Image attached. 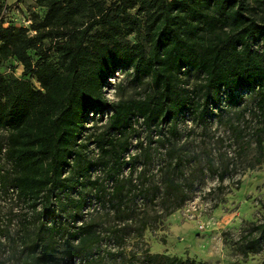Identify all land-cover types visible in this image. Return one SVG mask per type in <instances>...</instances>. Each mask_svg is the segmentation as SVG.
I'll use <instances>...</instances> for the list:
<instances>
[{"label":"trees","instance_id":"1","mask_svg":"<svg viewBox=\"0 0 264 264\" xmlns=\"http://www.w3.org/2000/svg\"><path fill=\"white\" fill-rule=\"evenodd\" d=\"M33 2L29 24H6L9 8L0 0V129L5 131L0 158L7 165L0 166V181L35 218L52 221L27 228L28 264H65L76 257L102 264L89 258L103 237L93 222L81 220L91 198L86 189H95L105 208L127 220L137 194L152 201L163 188L162 199L175 200L168 215L188 196L174 170L181 168L184 155H176L179 147L166 133H177L180 116L194 112L201 119L213 117L223 98L238 103V91L258 87L264 128V0ZM11 58L23 64L21 75L3 71ZM121 72L147 80L144 96L112 100L106 95L109 81ZM104 112H110L105 129L94 139L84 136L88 117L99 113L102 120ZM140 119L157 135L155 148L164 147L159 153L167 157L165 182L154 189L134 182L133 170L127 177L120 175L127 164L135 168L139 154L131 159L125 155ZM91 141L100 149L97 159L88 155ZM258 145L264 148L261 135ZM143 154L150 160L151 147ZM99 165L112 181L109 189L98 179L89 181L91 169ZM73 188L75 197L70 196ZM70 216L73 221L81 217V224L66 231L62 220ZM148 222H140L138 236ZM124 229L112 227L108 237L121 240ZM60 230L68 235L61 258L53 244ZM237 242L244 257L263 251L264 218L253 222ZM148 255L160 264H186L165 253Z\"/></svg>","mask_w":264,"mask_h":264},{"label":"rangeland","instance_id":"2","mask_svg":"<svg viewBox=\"0 0 264 264\" xmlns=\"http://www.w3.org/2000/svg\"><path fill=\"white\" fill-rule=\"evenodd\" d=\"M21 2H6L9 8L4 15L6 24L30 23V7L34 2ZM23 68V64L14 58L5 61L2 66L3 71L16 75H21ZM194 81L195 78H191V84ZM148 89L145 78L141 81L130 73L121 72L111 78L105 93L115 100L142 97ZM239 92L238 103L223 98L213 117L201 119L191 112L179 117L175 135L165 128L167 135L179 147L176 155H184L181 168L174 169L182 180L184 193L188 195L179 209L164 215L175 200L162 199L164 189L161 188L157 191L159 197L152 201L151 196L147 199L137 194L130 204L135 208L131 218L121 220L108 205L105 208L100 203L94 195L95 189H86L85 193L91 198L87 199L90 202L83 210L81 220L93 222L103 237L89 258L102 264H160L148 254L165 253L180 257L186 264H262L264 250L244 257L237 242L253 222L264 218V148L258 145L260 135L264 143L263 122L258 111L261 91L256 87L248 92ZM109 113L104 112L102 120L98 118L99 113L90 115L84 136L94 139L103 131ZM1 134H5L2 129ZM129 138L126 159L139 156L135 159V168L127 164L120 175L127 177L133 170L134 182L139 185L146 183L153 189L156 184L165 182L167 157L159 153L164 147L155 148L158 145L157 135H152L140 119L134 123ZM148 147L152 150L150 160H146L143 154ZM86 149L90 158L99 157L100 149L94 141ZM0 166L7 167L4 156L0 158ZM144 169L145 174L138 179V174ZM221 174L223 179L220 178ZM95 179L108 189L112 185L102 165L91 169L89 181ZM76 194L73 188L70 196L75 197ZM61 214L65 216V211ZM35 216L17 199L12 189L6 191L0 181V264H28L31 239L27 228L46 222L44 217ZM80 218L76 221L71 216L69 221L63 218L62 229L73 230L81 224ZM143 219H148V227L142 236H138L139 224ZM50 222L51 219L46 223ZM115 226L125 228L121 240L108 237L111 234L109 230ZM67 236L62 230L56 233L53 244L57 257L64 256ZM86 258L76 257L74 261L64 262L88 264Z\"/></svg>","mask_w":264,"mask_h":264},{"label":"crops","instance_id":"3","mask_svg":"<svg viewBox=\"0 0 264 264\" xmlns=\"http://www.w3.org/2000/svg\"><path fill=\"white\" fill-rule=\"evenodd\" d=\"M21 1H23V0H6V2L7 3H9V4H12V3H21L22 4V2ZM34 1V0H33ZM12 6V5H11ZM11 9H13V7H11ZM13 10H15V9H13Z\"/></svg>","mask_w":264,"mask_h":264}]
</instances>
